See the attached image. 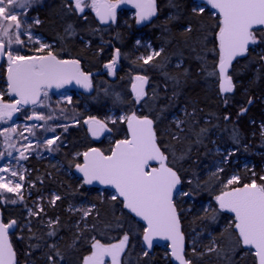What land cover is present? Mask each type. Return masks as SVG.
Here are the masks:
<instances>
[{
    "label": "snow or ice",
    "instance_id": "snow-or-ice-1",
    "mask_svg": "<svg viewBox=\"0 0 264 264\" xmlns=\"http://www.w3.org/2000/svg\"><path fill=\"white\" fill-rule=\"evenodd\" d=\"M173 7H177L176 15H170L167 21L161 25L164 31H168L167 25L179 18V6L174 0H169ZM44 0H0V59L6 58L7 63V92L0 91V121L7 123L12 120L13 114L18 113L24 106L33 105L44 107V101L48 97V89L55 86L61 88L65 84L73 81L83 89L91 91L93 89L92 73L85 72L81 68L79 58L64 59L60 51L54 50L56 45L44 43L41 38L33 32V24H40L38 17L31 18L28 13L37 5H43ZM131 3L136 9V23L142 24L150 21L157 16V0H62L63 10L67 15H76L81 20L87 21L86 10H91L95 14L100 24L111 25L117 22V9L121 4ZM206 12H211L216 18L213 28L214 36L209 37L207 30L202 39L196 41L197 45H202L199 51L196 46L192 51L196 52V59L201 62V71L206 72L208 62L206 57L211 54L214 56L212 71L207 72L208 76L215 77L219 85L221 94L232 93L235 90L231 70L233 62L238 57H244L249 53L250 46H259L264 43V0H192L191 13L193 16H200ZM185 33H191V24L181 25ZM95 31V30H94ZM77 35L76 29L68 23L63 29V35L59 36L60 41H70ZM83 40V38L81 37ZM39 45L34 49L35 54H22V50L28 48L29 44ZM136 45L141 41L137 39ZM213 43L212 48L207 45ZM87 41L86 45H90ZM151 48V44L146 45ZM63 49H61L62 51ZM164 47L152 49L151 53L141 56L144 65H151L152 68L163 78V89L165 93L169 84L173 86L171 97L164 98L175 100L179 93L178 89L182 83L181 77L187 78L189 70L183 67V53H179L175 63L172 57H163L162 62L153 63L156 58L162 57ZM176 55V54H174ZM121 59V50L116 48L111 60L104 64L108 76H115L117 65ZM261 65H264V54L259 56ZM174 67L177 72L173 74L169 71ZM257 72L261 67H257ZM146 71V70H145ZM150 77L146 74H137L133 78L131 91L134 94L133 103L141 108L147 106L149 101L153 104L159 100L160 94L153 88L149 96L146 86L149 85ZM7 94L12 97V102H5L3 96ZM147 98V99H146ZM116 101H120L117 95ZM143 101V103H142ZM71 103V98H68ZM252 103L251 100L248 101ZM227 104V99H225ZM168 106L161 107L155 118L150 115H137L135 111L131 114L109 117L107 120L89 116L83 121L87 125V131L94 140H100L106 133L111 134L113 129L109 123L116 125L118 122L126 124L127 135L123 139L115 140L113 146L108 149L100 147H89L83 152H76L70 167L74 166L76 173L79 174L81 181L80 187L99 184L105 186V191L111 189L110 199L121 205V215L124 210L133 218H139L143 222V242L147 249L154 246L157 238L170 241L171 257L178 264H193V260L185 254V236L181 231V217L177 207V198H187L195 200L196 193L202 187L199 180L188 179L187 183L191 186L185 191L182 187L179 170L173 166L174 163L184 160L186 153L177 155L176 147H169L164 144L156 127L157 121L163 117ZM185 118L174 116L172 123L175 131L169 130L173 140L179 142L182 139L194 137L195 143H203V137L210 132L208 127L199 126L196 110L191 112L187 108L182 110ZM246 109H241L240 115ZM28 120L46 121L52 116H45L42 113L33 111L31 115L25 113ZM229 116L224 120L228 121ZM79 124V120L74 121ZM252 123H255L254 121ZM37 125L33 124L26 130L35 135L33 129ZM42 127V125H40ZM67 131V126H63ZM198 129V130H197ZM55 132V129H50ZM16 127H7L0 131V136L5 137L7 143L12 139L9 133H16ZM234 142L239 144L238 136L233 130ZM22 135V133H21ZM264 135V126H262ZM27 139V137H25ZM60 140V136L46 138L43 144L47 146L49 152L56 149L53 145ZM9 147H15L9 144ZM59 147V146H57ZM31 142L24 145V151H19V160H27ZM190 151V149H189ZM219 152L220 149L217 148ZM235 149L227 152L224 156L226 162ZM5 153L0 152V158ZM11 157L12 153L8 152ZM171 157V159H170ZM224 168L218 167L212 176L220 186V191L214 196L216 207L211 205L203 208L207 216L202 219L210 223H217L221 213L232 214V219L225 229L232 237L226 245L221 246L215 239L205 247L203 252H197L196 241L193 240L192 255L203 257L207 254L216 253L217 258L224 264H234V256L241 249L251 251L254 249L256 264H264V176H260V183L256 179L248 183H241L239 175H231L227 179H222L219 173H223ZM0 190L7 193H15L19 200L23 201L22 189L26 177L23 173L13 170L10 167H0ZM255 175V173H253ZM210 182V181H209ZM205 182V184L209 183ZM0 199H3L0 197ZM61 200L59 194H53L49 203L55 206ZM8 203L17 204V199H8ZM103 202V193H101ZM117 205H113L115 209ZM38 210L28 209V215L40 217L45 209L37 206ZM96 208L92 204L87 210L83 211L81 221L84 227H80V222L76 227L80 235L75 237L73 245L78 241L85 231H97V225H88L86 218L92 214ZM70 210H72L70 208ZM79 211V209H76ZM188 211H191L189 208ZM97 217L99 213L96 214ZM115 224L108 222L104 225L105 229L113 227L124 228V222L120 216H115ZM30 221L25 227L31 232ZM41 223H45L41 220ZM59 217L55 220L48 219L46 227L49 229L43 236L37 237L34 233L30 239L41 241L31 244L33 250L47 249L43 252L48 264H62L64 257L57 248L55 238L58 236ZM20 227L18 221L10 219L7 222L0 218V264H17L16 252L9 240L10 230ZM131 227L125 231L122 238L117 243H102L95 235L90 238L89 254L82 258V264H106L105 258L111 260V264H122L121 257L125 254L129 245ZM223 236V233L221 234ZM45 237L52 238L49 242ZM149 255L148 250L143 251V256Z\"/></svg>",
    "mask_w": 264,
    "mask_h": 264
},
{
    "label": "trees",
    "instance_id": "trees-1",
    "mask_svg": "<svg viewBox=\"0 0 264 264\" xmlns=\"http://www.w3.org/2000/svg\"><path fill=\"white\" fill-rule=\"evenodd\" d=\"M174 3L179 6V18L167 25L168 31H164L161 25L170 15H176L178 11L169 0H157V16L144 26L137 25L136 19L131 15L128 17L120 12L116 25L102 27L93 12L86 13L87 21L81 20L76 15H67L60 0L46 1L42 6L30 11V17H38L41 20V23L34 27V32L43 37L47 43L55 44L54 50L60 51L62 58H79L82 69L92 73L95 92L91 96H86L72 91L75 94L74 104L80 116V123L61 133L59 147L53 152L54 161L47 156L35 155L25 160L28 171L27 190L21 205L3 206L0 202L4 221L15 219L20 225L12 235L18 264H48L43 255L47 249H31L29 247L31 244L41 241L30 237L33 233L37 237L43 236L49 230L46 227L47 220H55L57 217L60 223L55 240L57 248L64 257L62 264H82V258L89 254L91 236L95 235L102 243H117L130 227L129 245L121 257L122 264H173L167 247H157L154 252H149L147 257L143 256L146 248L143 244L141 224L125 210L121 215L122 206L116 201H111V191H102L89 186L81 188V181L74 166H69L73 161L74 153L83 152L89 147L108 149L113 146L115 140L123 139L127 135L126 124L109 123V127L113 129L112 133H107L105 138L95 141L90 137L87 125L83 123L89 116L107 120L112 112L119 116L135 111L137 115H150L155 118L160 108L166 105L167 111L156 124L158 136L169 147L174 145L177 155L186 153L184 160L173 164L179 170L183 189L187 191L191 187L187 183L188 179L199 180L202 185L194 201L177 198V207L187 242L186 256L193 260V264H224L217 258L216 253L203 257L193 256L192 241H196L197 252H203L212 239L221 246L232 239L225 231L230 220L227 215L221 213L217 223L202 219L208 215L203 211L204 207L208 205L216 207L214 196L220 191V186L212 173L220 165V161H224L225 154L218 152L217 148L226 151L235 149L229 163L223 166L225 171L219 173L222 179H227L234 173L233 162L238 161L235 167L243 182H250L253 179H256L257 183L261 182L259 177L263 175L262 160H264V135L261 131L264 125V65H261L260 55L256 52L260 47L255 51L251 48L246 56L233 64L231 75L236 86L235 94H221L216 78L207 75V72L212 71L214 56L209 54L206 57L208 67L206 72H202L201 62L196 59V52L191 50L193 46H196L197 51L200 50L202 45H197L196 41L202 39L206 34L205 30L210 38L214 36L212 30L216 18L211 12L193 16L192 0H174ZM68 23L74 26L77 35L70 41H60L59 36L63 35V29ZM186 24H191L190 34L185 33L181 27ZM137 39L141 41L140 45H136ZM87 41H91V44L86 45ZM148 44H151V48L146 47ZM160 47H164L165 51L162 57L156 58L153 63L162 62L163 57L169 56L172 57L174 64L178 54L183 53V67L189 70L187 78L181 77L182 83L178 89H175L179 93L178 98L171 102L164 97H171L173 86L169 84L165 93L163 78L151 65H144L140 59L141 56L150 54L152 49ZM207 47L212 48L213 43H209ZM116 48L121 50V59L118 62L120 68L116 70L115 76H108L104 64L111 60ZM257 67H261L260 72H257ZM169 71L173 74L177 72L174 67H170ZM137 74H146L150 77L147 90L149 96L153 88H156L161 97L155 104L149 101L147 106L141 108L133 103L131 85ZM6 76V72H3L0 78L7 84ZM117 95L120 97L118 102ZM249 100L252 101L251 104L248 103ZM183 108H187L189 112L195 109L199 126L210 129L208 135L202 138L203 143L193 142L194 137L191 134L188 139H184L182 134L179 142L168 134L170 129L175 131L172 123L174 116L185 118L181 111ZM241 109H246L243 115H240ZM226 115L230 117L228 121L224 120ZM253 121L255 123H252ZM234 129L239 144L234 142ZM244 158L252 161L255 166L253 170L241 168V159ZM205 182L209 183L205 184ZM101 193H103V202H101ZM53 194L61 196V200L57 201L55 206L49 203ZM92 204H95L96 208L86 218V222L88 225L96 224L98 230L85 231L72 246L75 237L80 235L76 227L77 223L80 222V227H84L85 221H81L84 205ZM38 205L42 206L45 212L40 217L29 216L28 209L37 211ZM113 205H117L115 209ZM189 208L191 211H188ZM113 212L124 222L123 229L104 228L108 222L115 224ZM97 213H99L98 217ZM41 220L45 223H41ZM29 221L31 232L24 226ZM45 239L52 241V238L45 237ZM234 264H256V259L252 252L241 248L234 256Z\"/></svg>",
    "mask_w": 264,
    "mask_h": 264
},
{
    "label": "rangeland",
    "instance_id": "rangeland-1",
    "mask_svg": "<svg viewBox=\"0 0 264 264\" xmlns=\"http://www.w3.org/2000/svg\"><path fill=\"white\" fill-rule=\"evenodd\" d=\"M46 1L47 0H44L43 4H45ZM37 6H40V5H37ZM86 12H91V10L89 9ZM31 18L34 19L36 17H31ZM35 26H37V24H33V29H32L33 32H34ZM35 35L40 37L42 42L47 43L43 37H41L40 35H37L36 33ZM33 46H39V45L31 44V43L29 44V47H33ZM0 91H3L5 93L7 92V84L4 81H2L1 78H0ZM6 95L7 94H5L4 96ZM74 96L75 94L72 91H66L64 93H59V94H48V97L44 101V107L36 106L27 112V115H31L33 111H36L37 113H42L45 116L50 115L52 116V119L50 120H46V121L28 120L26 119L25 113H24L23 117L15 123H9L7 121V123L2 122V124H0V131H3V129L7 127L17 128L16 133H9L12 139L8 141L7 143L5 142V137L0 136V138H2L3 140V153H5V156L0 158V167H10L11 169L17 170L18 172H21L25 175L26 179L25 181L22 182L24 184V188L21 190L23 197L26 194L25 190H27L26 181H27L28 171L26 169L25 160H19V151H24V145H27L29 142H31V148L29 149L28 152H25V155H27L28 158L32 155H35L38 157L47 156V157H50L52 161H54L53 152L55 151L49 152L47 150V146L43 144V141L46 138H52L53 136H60V140L56 142V145H53V148L57 150V146L59 145L61 141V133L65 131L63 126L66 125L67 130L78 126V124L74 122L75 120L80 121V116L77 113L75 104H74ZM69 97L71 98V103H68ZM116 116L117 115L114 112L110 113V117L114 118ZM33 124L37 125V127L33 129V132L35 133V135L29 133L26 130L27 127H31ZM40 125H42V127H40ZM52 128L55 129V132H52L50 130ZM261 131H262V127H261ZM25 137H27V139H25ZM9 144H13L15 145V147L14 148L9 147L8 146ZM17 149H19V151H17ZM229 151L220 150L219 152L226 155L227 152ZM8 152L12 153L11 157L7 156ZM230 157L226 162L220 161V165L218 167L224 168L223 167L225 166L224 164L229 163ZM262 161H263V175L262 176H264V160ZM236 164H238V161L233 162L234 166ZM241 165H242L241 168L244 170H253L255 167L252 161H249L245 158L241 159ZM234 174L239 175L238 171H235ZM0 175L6 176L8 174L0 173ZM0 197L3 198V199H0V202L3 206L13 205L7 202L8 199H17V204L15 205H21L23 203V201L19 200V198L16 196L15 193H7V192H3L2 190H0ZM89 207L90 206L84 205V211L87 210Z\"/></svg>",
    "mask_w": 264,
    "mask_h": 264
},
{
    "label": "water",
    "instance_id": "water-1",
    "mask_svg": "<svg viewBox=\"0 0 264 264\" xmlns=\"http://www.w3.org/2000/svg\"><path fill=\"white\" fill-rule=\"evenodd\" d=\"M126 6H130L131 5V3H127V4H125ZM122 6H123V4H121L120 5V7L117 9V13H118V11L122 8ZM97 19V18H96ZM97 21H98V19H97ZM99 22V21H98ZM147 23H149V21H146V22H144V23H142V24H140L141 26H144V25H146ZM99 24H100V22H99ZM117 24V22L115 23V24H111V25H103V24H100L102 27H109V26H112V25H116ZM241 58V57H240ZM4 60V58L3 59H0V63L2 62ZM120 61V60H119ZM81 68H82V66H81ZM120 68V66H119V64L117 65V70ZM149 83H150V80H149ZM148 87H149V85H147L146 86V90H148ZM51 93H60V92H62V91H65V90H73V91H77V92H81V93H84L86 96H91V95H93L94 94V92H95V88H94V86H93V89L91 90V91H89V90H85V89H83L80 85H78V84H76L74 81L72 82V83H70V84H65L63 87H61V88H56L55 86H53L52 88H50V89H48ZM235 91H236V88H235V90H234V92H232V93H228V94H230V95H234L235 94ZM131 93H132V91H131ZM132 95H133V97H134V94L132 93ZM225 95H227V94H225ZM34 107H36V106H33V105H27V106H24L23 108L24 109H31V108H34ZM18 117H19V112L18 113H15L14 115H13V118H12V122H16L17 121V119H18ZM89 135H90V133H89ZM106 135H107V133L100 139V140H102L103 138H105L106 137ZM90 137H91V135H90ZM92 138V137H91ZM93 139V138H92ZM94 140V139H93ZM100 140H95V141H100ZM2 148H3V146H2V141H1V139H0V152H2ZM77 174V176L79 177V174L78 173H76ZM89 187H91V188H96V189H99V190H102V191H104L105 190V186H103V185H99V184H94V185H92V186H89ZM108 191H112L111 189H108ZM126 211V210H125ZM127 212V211H126ZM129 214V213H128ZM229 214V213H228ZM229 215H231L232 216V214H229ZM0 218H2V216H1V213H0ZM135 220H137L138 222H139V218H134ZM141 225L143 224V222H139ZM14 231V229H12V230H10V232H13ZM181 231L183 232V225H182V222H181ZM185 236V235H184ZM9 240H10V238H9ZM11 242V241H10ZM143 244H144V242H143ZM170 244H171V242L170 241H165V240H162V239H159V238H157L156 240H154V246L151 248V249H147V246L144 244V247L146 248V250H148V252H154V250L157 248V247H168V250H169V252H170V255H171V247H170ZM13 249H14V247H13ZM186 250H187V242H186V236H185V254H186ZM251 251H253L254 252V249H252ZM108 259V257H106L105 258V261ZM171 260H172V262H173V264H178V262H176L175 260H174V258H172L171 257ZM16 261H17V258H16ZM17 263H18V261H17Z\"/></svg>",
    "mask_w": 264,
    "mask_h": 264
},
{
    "label": "flooded vegetation",
    "instance_id": "flooded-vegetation-1",
    "mask_svg": "<svg viewBox=\"0 0 264 264\" xmlns=\"http://www.w3.org/2000/svg\"><path fill=\"white\" fill-rule=\"evenodd\" d=\"M47 1H49V0H47ZM60 1H62V0H60ZM87 11V10H86ZM123 13V14H125V15H127L128 17H129V15L131 14V17L132 18H134L135 19V13H136V9L132 6V4L130 5V6H126L125 4H123V6H122V8L118 11V13H117V19H118V17H119V13ZM87 13V12H86ZM94 16H95V14H94ZM96 18V17H95ZM97 20V19H96ZM152 20V19H151ZM150 20V21H151ZM41 21V20H40ZM149 21V22H150ZM138 25V24H137ZM139 26H141L140 24H139ZM257 35H264V33H257ZM36 47H38V46H33V47H29L28 46V48H26V49H23L22 50V54H27V55H33V54H35V52H34V49L36 48ZM258 47H260V50H257L256 52H257V54L258 55H261V54H264V43H262V44H260L259 46H250V49L252 48L254 51L258 48ZM249 49V50H250ZM239 58L240 57H238L237 58V60H239ZM236 60V61H237ZM235 62V61H234ZM234 62H233V64H234ZM3 72H6V75H7V63H6V58H4V60L0 63V75H1V73H3ZM7 77V76H6ZM236 87V86H235ZM67 91H69V90H67ZM64 92H66V91H63V92H61V93H64ZM236 92V91H235ZM48 94H55V93H51L49 90H48ZM3 98V100L5 101V102H12V97H9L8 95H6V96H3L2 97ZM31 109H24V108H22L21 109V111L19 112V117H18V119H17V121L19 120V119H21L22 117H23V114L24 113H27L28 111H30ZM15 114V113H14ZM13 114V115H14ZM16 121V122H17ZM2 122L3 121H0V124H2ZM9 123H15V122H12L11 120L10 121H8ZM1 139V141H2V146H3V140H2V138H0ZM2 150H3V148H2ZM232 169H233V172H235L236 171V167L233 165L232 166ZM234 173H232L231 175H233ZM241 183H248L247 181H242V179H241ZM0 213H1V216H3L2 215V212H1V208H0ZM223 214H225V215H227L229 218H230V220L232 219V216L231 215H229L228 213H223ZM3 218V217H2ZM4 220V219H3ZM229 220V221H230ZM229 221H228V223H229ZM228 226V225H227ZM18 228V227H17ZM17 228H15L14 229V231L13 232H10V234H9V238H10V241H11V243H12V235L17 231ZM12 246H13V244H12ZM14 247V246H13ZM245 251H248L247 249H244ZM250 252H252V251H250ZM252 253H254V252H252ZM254 255V254H253ZM16 258H17V255H16ZM256 259V258H255ZM18 261V260H17ZM18 264V263H17ZM106 264H111V260H110V258H108L107 260H106Z\"/></svg>",
    "mask_w": 264,
    "mask_h": 264
},
{
    "label": "bare ground",
    "instance_id": "bare-ground-1",
    "mask_svg": "<svg viewBox=\"0 0 264 264\" xmlns=\"http://www.w3.org/2000/svg\"><path fill=\"white\" fill-rule=\"evenodd\" d=\"M236 88V87H235Z\"/></svg>",
    "mask_w": 264,
    "mask_h": 264
}]
</instances>
